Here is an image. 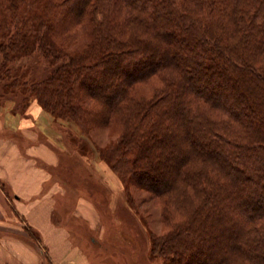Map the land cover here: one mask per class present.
<instances>
[{"label": "trees", "instance_id": "16d2710c", "mask_svg": "<svg viewBox=\"0 0 264 264\" xmlns=\"http://www.w3.org/2000/svg\"><path fill=\"white\" fill-rule=\"evenodd\" d=\"M35 53L62 62L5 86L84 135L121 127L100 152L161 200L152 257L264 264V0H0L2 79ZM154 77L152 96L135 91Z\"/></svg>", "mask_w": 264, "mask_h": 264}, {"label": "rangeland", "instance_id": "374dc122", "mask_svg": "<svg viewBox=\"0 0 264 264\" xmlns=\"http://www.w3.org/2000/svg\"><path fill=\"white\" fill-rule=\"evenodd\" d=\"M56 37L55 39L60 41L58 35ZM84 46L80 41L72 48L79 51ZM2 59L3 55L0 54V70ZM61 62H50L40 53L14 61L11 64L13 72L9 79L3 80L0 72V105L12 107L14 112L25 115L33 104L52 117L55 130L61 132L66 143L56 144L63 151L68 146L65 153H59L65 171V188L70 193L64 203V209L70 212L77 200L76 194H79L96 207L99 216L93 230L79 219H68L67 223L80 235L88 253L98 264H168L165 258L151 256V236L160 237L170 231V225L163 220L160 198L154 192L140 188V184L126 189L119 175L101 156L100 151L119 142L121 127L96 126L84 135L74 121L55 118L47 112L31 90L5 86L4 81H10L12 78H15L18 84L43 81ZM150 82L149 85H138L135 91L147 97L152 96L153 91L162 86V82L159 77H154ZM87 104L90 109L95 107L90 100H87ZM54 172L57 175L62 174L60 169Z\"/></svg>", "mask_w": 264, "mask_h": 264}, {"label": "crops", "instance_id": "0c3cea01", "mask_svg": "<svg viewBox=\"0 0 264 264\" xmlns=\"http://www.w3.org/2000/svg\"><path fill=\"white\" fill-rule=\"evenodd\" d=\"M53 124L33 104L25 115L0 105V264H98L67 223L79 219L93 230L99 216L79 194L64 209L70 193L59 153L68 146L56 144L65 141Z\"/></svg>", "mask_w": 264, "mask_h": 264}]
</instances>
